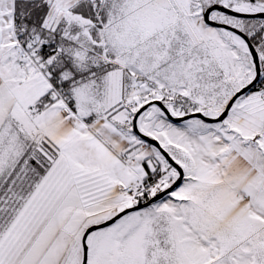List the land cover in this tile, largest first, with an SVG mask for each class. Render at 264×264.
I'll return each instance as SVG.
<instances>
[{"label": "snow or ice", "instance_id": "snow-or-ice-1", "mask_svg": "<svg viewBox=\"0 0 264 264\" xmlns=\"http://www.w3.org/2000/svg\"><path fill=\"white\" fill-rule=\"evenodd\" d=\"M0 264H264V0H0Z\"/></svg>", "mask_w": 264, "mask_h": 264}]
</instances>
